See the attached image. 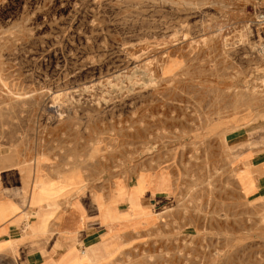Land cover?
<instances>
[{"label": "rangeland", "instance_id": "1", "mask_svg": "<svg viewBox=\"0 0 264 264\" xmlns=\"http://www.w3.org/2000/svg\"><path fill=\"white\" fill-rule=\"evenodd\" d=\"M255 3L0 0V151L121 217L83 264H264Z\"/></svg>", "mask_w": 264, "mask_h": 264}, {"label": "crops", "instance_id": "2", "mask_svg": "<svg viewBox=\"0 0 264 264\" xmlns=\"http://www.w3.org/2000/svg\"><path fill=\"white\" fill-rule=\"evenodd\" d=\"M34 177V165L0 151V264H83L104 250L109 239L102 245L101 236L121 219L114 206L111 219L105 206L84 207L67 189L51 194ZM253 184L254 192L264 188L260 178Z\"/></svg>", "mask_w": 264, "mask_h": 264}, {"label": "built area", "instance_id": "3", "mask_svg": "<svg viewBox=\"0 0 264 264\" xmlns=\"http://www.w3.org/2000/svg\"><path fill=\"white\" fill-rule=\"evenodd\" d=\"M255 1L252 23L259 34L258 50L264 53V0Z\"/></svg>", "mask_w": 264, "mask_h": 264}, {"label": "bare ground", "instance_id": "4", "mask_svg": "<svg viewBox=\"0 0 264 264\" xmlns=\"http://www.w3.org/2000/svg\"><path fill=\"white\" fill-rule=\"evenodd\" d=\"M139 43V42H138ZM1 44V43H0ZM111 64V63H110ZM150 75V74H149ZM132 77V76H131ZM101 83V82H100ZM125 84V83H124ZM132 84V83H131ZM58 85V84H57ZM126 85V84H125ZM83 90V89H82ZM83 96V95H82ZM116 98V97H115ZM3 99V98H2ZM65 99V98H64ZM58 100V99H57ZM106 104V103H105ZM77 109V108H76ZM38 135V134H37ZM53 148V147H52ZM85 153V152H84ZM88 157V156H87ZM39 159V158H38ZM38 161V160H37ZM36 164V163H35ZM37 166H38V164H37ZM67 170V169H66ZM40 172V171H39ZM36 174V173H35ZM209 174V173H208ZM45 176V175H44ZM35 181V180H34ZM39 193V192H38ZM37 199V198H36ZM129 201V200H128ZM113 201L112 200H110V203H112ZM35 203V202H34ZM101 205V204H100ZM114 206V205H113ZM114 210H115V207H114ZM103 217V216H102ZM131 221V219H128V221H126L127 223H132V222H130ZM168 223V222H167ZM111 226V225H110ZM108 228V227H107ZM116 233V232H115ZM105 242V241H104ZM107 246H108V244H107ZM83 253V252H82Z\"/></svg>", "mask_w": 264, "mask_h": 264}]
</instances>
